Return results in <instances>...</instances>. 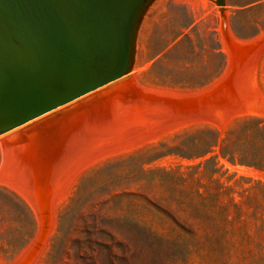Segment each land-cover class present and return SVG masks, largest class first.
Wrapping results in <instances>:
<instances>
[{"label": "rangeland", "instance_id": "374dc122", "mask_svg": "<svg viewBox=\"0 0 264 264\" xmlns=\"http://www.w3.org/2000/svg\"><path fill=\"white\" fill-rule=\"evenodd\" d=\"M133 70L146 89L215 105L146 120L97 154L51 196L50 232L0 181V264H264V0H156Z\"/></svg>", "mask_w": 264, "mask_h": 264}, {"label": "water", "instance_id": "95a60500", "mask_svg": "<svg viewBox=\"0 0 264 264\" xmlns=\"http://www.w3.org/2000/svg\"><path fill=\"white\" fill-rule=\"evenodd\" d=\"M155 1L0 0V136L21 132L13 144H24L26 172L38 179L49 158L59 166L73 138L104 116L108 94L91 95L133 80L125 92L139 96L129 74Z\"/></svg>", "mask_w": 264, "mask_h": 264}, {"label": "bare ground", "instance_id": "6f19581e", "mask_svg": "<svg viewBox=\"0 0 264 264\" xmlns=\"http://www.w3.org/2000/svg\"><path fill=\"white\" fill-rule=\"evenodd\" d=\"M219 16H220L219 26H220L221 30L227 35V37L230 38V31L231 30H229L228 12L225 9H223ZM226 40L227 39H225V41ZM236 40H237V38H236ZM229 42H230V40H229ZM231 47H233V46L231 45ZM239 47H240V45H239ZM233 49H234V47H233ZM235 50H237V49H235ZM244 50H246V49H244ZM250 59H251V57H250ZM133 71L129 74V76L135 80L136 84H139V83H137V79H136L137 76L134 74ZM225 75H226V73H225ZM228 77H227V79H228ZM231 79H233V78H231ZM229 80H230V78H229ZM132 81L133 80L119 83V84L113 86L112 88H110L108 90L101 91V92L97 91L96 93L91 95V97H95L96 95L108 94V97H105L101 101V103L99 104V107L101 106L100 109L97 110L98 112H102V113L104 112V116L100 120L92 123L91 125L89 124L88 126H86L83 129V131L81 132V134H79L75 138H73L71 145H70L69 154L64 157V159L62 160V163L59 166L57 165L54 168L52 166V162H53L52 158H49L48 167L45 169V171H43L42 174H40V176H38V179H36L34 174H31L30 172H26V170L22 167L23 163H22L21 158H20L19 150L24 146L23 142L21 141L19 143L13 144L14 141L18 140L21 132H18L16 134H13V135L7 137L6 138L7 142H1V140L4 137L0 136V147L2 148V163H3V166L2 165H1L2 167L0 166V175L2 176V177H0V181L2 183L4 182L5 184H8L9 186H12V188L17 189L25 198L28 199L29 202H31L36 207V209L39 211L38 214L41 216V219H42L41 221H42L43 226H41V225L40 226L43 227V231L47 230V228H48L47 224L50 220L49 216H51L50 210H49L50 203H53V202H50L51 196L54 195L55 192H57L61 187H62V192H60L61 193L60 195H62L63 190H64V188H63L64 185L68 184V182L70 181V179H71L72 175L75 173V171L81 169L83 167V165L85 166V165H87V163H91L90 162L91 159L95 158V156L97 154L99 155L103 150L113 148V147H117V149H119L120 148L119 146H121L125 142L128 145V140L131 138H134V137L136 138V134L139 133L138 131L139 130L142 131L140 129L142 127L141 125H143V123L146 120L156 119V120H160V122H164V123L165 122L167 123V121L172 122V121H175V119L180 118L182 116L185 117V115L187 113H191L190 109H191V111H192V109H194V110L200 109V110H202V113L197 111V110L196 111L198 112V114L201 113L200 115H202L203 112L207 113V111H205V110H207L208 106H211L213 103H215L214 100H212V99H214V97L211 99L212 96H210V94H209L210 97L208 95H206L210 98V100H208V99L205 100L206 99V98L204 99L205 95L195 97L194 99H192V97H190V99H189L185 95L178 96L179 94L175 95L174 93L173 94H167V93H162V92H155V91L146 89L145 87L140 86V85H137L139 87L140 94H139V96H136L135 94H130V92H128V93L125 92L130 88ZM225 83H226V80H225ZM215 84H213L212 86H215ZM234 84H235V82H234ZM235 86L236 85H234V87ZM219 87L223 88L225 86L221 85ZM219 87H217L216 89H218ZM231 90H232V87H231ZM229 93L231 94V92H229ZM197 94H199V93L197 92ZM197 94H196V96H197ZM239 94L240 93H238V95ZM213 95H214V93H213ZM227 95L228 94H226V96ZM233 95H235V97H236L237 94H233ZM226 96H224V97H226ZM228 98H227V100H228ZM245 100H244V102H245ZM218 101H220V100L218 99ZM221 103H224V102L220 101L217 104H221ZM232 103H233V101L231 102V104ZM214 105L215 104H213V106ZM226 105H227V103H226ZM203 108L204 109L206 108V109L204 110ZM212 109L215 110V113L219 112V109H218V112H216L217 111L216 109H214V108H212ZM65 110L67 111L68 108H66ZM196 111H195V113H196ZM209 111H211V110H209ZM84 112L85 111H82L79 114H77L76 116H73L72 118L73 119L74 118H76V119L81 118V116H83L82 114ZM204 115H205V113H204ZM207 115H211V114H209V112H208ZM77 120H80V119H77ZM35 124H37V122L30 124L28 126V128L33 127ZM173 124H174V122H173ZM157 125H155V127ZM151 126L152 125H150V127ZM147 131H146V133H147ZM159 132H161V131H159ZM27 136L29 137V136H31V134L29 133ZM153 136H155V135H153ZM131 141H133V140L131 139L130 142ZM147 141H150V140H147ZM144 142H146V141H144ZM108 143H113V144L109 145ZM139 144L141 145L142 143H139ZM123 147H125V146H122V148ZM131 148H133V146ZM127 150H129V149L127 148ZM98 158L99 157H97L96 159H98ZM85 162H86V164H84ZM1 169H4L6 171V173H4V175H2L3 173H1ZM5 174L7 176H5ZM3 176H5V177H3ZM60 195H58V193H57V195H55V196L59 197ZM57 197H56V199L54 198V203L57 202V199H58ZM55 200H56V202H55ZM54 203L51 205L52 206L55 205ZM52 211H53V208H52ZM39 230H40V228H39ZM47 231L50 232L51 230H47ZM48 233H47V235H48ZM36 238L38 240V237H36ZM44 240H46V238ZM40 241H41V239H40ZM35 243H36V240H35ZM32 247L34 248L35 244H34V246L32 245ZM42 247H44V245ZM33 248H30V249L32 250ZM36 249L33 251L35 252ZM34 252L30 253V255L35 254ZM25 253H27V250L24 251L23 254H25ZM26 255H23V256L21 255L22 259H25ZM23 257H25V258H23ZM19 263H20V260H19Z\"/></svg>", "mask_w": 264, "mask_h": 264}]
</instances>
